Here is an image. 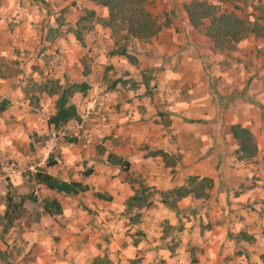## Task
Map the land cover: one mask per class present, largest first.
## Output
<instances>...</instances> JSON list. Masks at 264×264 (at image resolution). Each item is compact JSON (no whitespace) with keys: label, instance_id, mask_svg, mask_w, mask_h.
<instances>
[{"label":"crops","instance_id":"obj_1","mask_svg":"<svg viewBox=\"0 0 264 264\" xmlns=\"http://www.w3.org/2000/svg\"><path fill=\"white\" fill-rule=\"evenodd\" d=\"M147 1L151 13L158 19L166 16L169 23L161 26L151 44L142 47L144 53H135V65L127 59L106 57L108 70L126 76L116 77L115 88L105 92L95 83L90 96L93 100L82 110L93 102L102 106L88 119L83 136L76 142L57 139L60 154L52 157L57 164L46 168L49 174L67 182H82L90 190L67 196L43 185L34 186L25 180L22 170L4 168L17 194L27 196L32 188L41 216L21 233L15 234L12 226L0 250L17 249L13 258L4 260L0 255V264H94L95 259H100L96 264H192L193 258L195 264H264V159L259 154L252 162L240 161L237 142L230 133H223L225 125L236 123L252 133L264 127V103L259 109L248 102L245 109L236 100L231 102L235 107H228L231 98L242 95L263 100L264 86L258 89L256 78L241 94L239 72L229 75L220 67L213 72L218 64L207 65L216 55H203L212 45L188 21L184 7L192 0ZM200 1L216 6L220 13L242 16L253 10L259 14L252 7L259 0ZM74 2L96 12L100 8L89 0ZM44 19V8L33 0H0V102H10L0 115V162L17 160L23 170L31 172L45 168L48 159L32 165L31 156L18 151L19 143L12 145L11 133L2 132L16 127L25 129L27 135L33 127L38 130L43 126L38 114L32 120L27 113L31 101L27 78L35 82L41 76H63L74 82L87 77L94 80L92 75H80L81 49L75 35H63L64 27L58 25L44 27ZM261 44L263 38L241 42L237 54L255 61V46ZM201 48L205 51L200 52ZM56 53L61 54L52 56ZM152 70L158 87L151 99L140 102L135 96L138 92L122 88V83L132 80L142 82L143 74ZM252 74L256 73H248V80ZM236 91L239 93L232 94ZM77 99L79 104L88 101L82 93ZM75 105L81 115V105ZM74 124L72 121L67 126ZM25 142L31 144L28 136ZM8 143L7 149L4 146ZM100 148L128 160L131 170L123 172L109 165ZM87 169L93 173L83 178ZM193 176L213 180L208 197L183 198L177 210L161 203V193L186 186ZM142 186L150 189L146 195L156 192L155 196L142 209L129 208L128 200ZM98 192L111 201L97 198ZM46 198L57 199L62 214H45L41 202ZM4 203L0 204L1 216L6 210ZM35 204L26 201L25 208L32 210Z\"/></svg>","mask_w":264,"mask_h":264},{"label":"rangeland","instance_id":"obj_2","mask_svg":"<svg viewBox=\"0 0 264 264\" xmlns=\"http://www.w3.org/2000/svg\"><path fill=\"white\" fill-rule=\"evenodd\" d=\"M48 3L47 7H44V14H45V19L43 21V26L44 27H50L51 29H54L52 25H58L59 27H64L63 30V35L67 36L69 33H73V30L76 25H78L77 30L80 32V36L82 38V43L77 41V44L79 46L80 50V63L82 65V71L80 72V75L84 76H94V80L90 81L88 80H80V83H86L89 85V89L86 92L85 99L88 98V101L79 104L77 101V97H79V94L81 93H76L72 97V102L77 104L78 106L81 105V113L83 112L82 106L86 103L93 100V97H90L92 94V89H94L95 83H99V86L103 88V92L114 89L116 86V81H118L119 75H122L123 77L126 76L125 74H119L117 72L112 73V71L108 70L109 64L106 63L105 59L106 57H115V58H123L127 59L128 62L131 64H136L137 63V58L135 56V53L140 52L144 53V45L151 44L155 38H153L151 41L148 42H140L135 39H131L127 43V49L129 51V56H112L111 53L115 50H120L123 48L125 44L123 42H120L117 46L115 45V39L110 33V31L103 29L94 19L91 18H85L83 10L85 9L82 4L76 3L75 6H71L72 1L74 0H69L66 2L62 1H56L53 2L52 0H45ZM243 1V0H240ZM40 5V4H39ZM244 5H248L247 3ZM81 7V9L79 8ZM239 8L242 7V5H238ZM252 7L257 10L259 14H254L253 10H250V12H247L243 14L241 17L251 26L255 25L256 32L255 34L251 35L248 39L242 41L245 43L247 40L252 39V38H263L264 39V0H259L258 5H252ZM103 15H106L108 17V12L106 9L100 7L97 16L103 17ZM105 17V18H107ZM160 25L162 26L163 24L169 23V19L166 16H163L162 19H159ZM208 23V22H207ZM205 29L206 25L202 26L198 33L200 34H205ZM210 51L207 50L206 52L203 48H201L200 52H203V55L205 54L210 55L211 53L215 54L216 56L213 59H209L207 62V65H214L217 63L213 68L214 70L218 69L220 67L221 71L227 74H234L236 72H239L241 78L239 80H242V83L239 87V92L241 94H245V89L249 85H254L253 81L258 78L259 83H256L255 85L259 89L260 86H264V45H258L256 47V59L255 61H248L246 58H240L237 53H239V48L238 46L241 45L240 43L237 44H225L223 45V49H218L215 47L213 44ZM245 51V50H243ZM241 51V52H243ZM59 54L61 53H56L52 56L58 57ZM146 54V52H145ZM144 54V55H145ZM202 55V54H201ZM200 55V59H201ZM146 56V55H145ZM148 56V55H147ZM48 57V56H47ZM104 59V60H103ZM135 59V60H133ZM238 60V61H236ZM105 61V62H104ZM204 66V65H203ZM102 67V68H99ZM206 66L203 67V69ZM236 67V68H234ZM21 71V70H19ZM250 72H255L256 74H252V78L248 80L249 78L247 77L248 73ZM12 73V72H11ZM153 70L150 72L148 71L146 74H143L142 77V82L140 83V86H138V82H134L132 80V83H127L124 84L122 83V88L124 89H131L139 94L136 95V98H139L140 102H143L145 98H150L154 95L156 89H157V83L153 82ZM41 76V72H40ZM63 76L59 77V79L52 78V79H44L42 76L39 81L35 82L34 78H27L30 80L29 82L25 83L26 85V90H27V95L31 98L30 101V108L28 109L27 113L31 115L32 120L36 119L35 115L40 116V124L41 126L38 130L36 128H32L33 131L27 133V135L24 134L25 129H16V127H13V130L9 131H4L2 132H7L8 134L11 133V139L12 145L15 146V142H18V151L22 152L24 155L31 156L32 165H35V163L41 162L43 158L53 159L60 154V150L56 147L52 152L46 156L44 154V150L47 147L50 132L51 129H55L54 127H47V119L50 114L55 112V105L56 101L58 99L57 94H50L52 91L59 92L62 90L64 87V81L65 79H68L67 77L62 78ZM120 79V78H119ZM70 80V78L68 79ZM89 82V83H88ZM238 91L233 92L232 94H237L239 93ZM229 97H232V95H229ZM250 98V97H249ZM247 99L245 96L241 97H236L235 99L231 98L228 101V107H235V104L231 102H234L236 100L241 101L243 103V107L246 109L245 105H249L248 102L252 105L258 106V108H261V103H264V99L260 100L257 97H254L252 99ZM133 99V98H132ZM130 99L129 101H131ZM151 99V98H150ZM260 116V112H259ZM13 120V119H12ZM17 123V122H16ZM237 124V123H236ZM25 126V125H24ZM232 126V125H231ZM231 126H226L225 129L223 130L225 134H231ZM224 127V125H223ZM26 129L28 127H25ZM248 129V128H246ZM256 133H252L255 139V142L258 146V156L261 154L262 158L264 159V127L259 126ZM249 130V129H248ZM27 132V131H25ZM59 136V142H68L70 143L73 140H77V138L74 136V132L69 129V126H65L59 130H56ZM27 136L31 140V144L27 145L25 141H27ZM81 136H83V133H81ZM22 137V140L20 139ZM24 140V141H23ZM10 143H8L6 147L7 149L10 148ZM5 151V150H4ZM3 151V152H4ZM9 153V152H7ZM257 158V157H256ZM47 160V161H48ZM13 166L16 170H22L24 171L23 174L25 175L26 173H29V170L25 169L23 170L20 166V162L17 160H3L0 162V204H3L5 202V196L7 193V187L9 182H7V178H11L7 176L6 172L4 171V168ZM38 169V168H37ZM36 170V169H34ZM35 172V171H34ZM27 181V180H26ZM29 182V181H28ZM3 193H5L3 195ZM12 193L16 194L17 197L22 196L19 195L15 192V189L12 188ZM35 192L32 190V188L29 190L28 195H35ZM154 192L151 194V197L155 196ZM5 204V203H4ZM35 204V203H34ZM6 207V204H5ZM38 205L35 204L34 208L32 210H27L20 219L21 222H15L14 227H16V230L14 233H21L22 229L25 227H30L32 222L38 221L41 213L37 210ZM22 222L24 223V226H20ZM13 227H6L5 222L0 219V249L5 245V240L9 239V235L11 234ZM13 233V234H14ZM12 234V235H13ZM4 245H3V244ZM15 249H17V246L14 247V249H6L5 251L0 250V255L4 260H7L9 258H13L15 255ZM21 249L18 250L17 254H20ZM141 261V260H140Z\"/></svg>","mask_w":264,"mask_h":264},{"label":"trees","instance_id":"obj_3","mask_svg":"<svg viewBox=\"0 0 264 264\" xmlns=\"http://www.w3.org/2000/svg\"><path fill=\"white\" fill-rule=\"evenodd\" d=\"M34 2L47 7L48 3L45 0H33ZM66 2L68 0H60ZM96 6L107 10L108 17L103 18L97 16L95 10L84 9V17L91 18L96 21L103 29L110 31L115 39V45L120 42L125 44L120 50H115L111 53L112 56H129L127 43L131 39L140 42H148L157 37L161 30V25L157 16L148 9L147 0H89ZM71 6H75L72 1ZM188 21L194 29H200L202 26L208 25L205 29L207 41L213 44L218 49H223V45L237 44L251 35L255 34V25L251 26L241 16L234 12L220 13L219 9L209 3L201 2L200 0H192L189 5L184 7ZM75 26L73 34L78 42L82 43L80 32ZM135 60V59H133ZM89 89L86 83L74 82L68 79L64 81V87L59 92L55 90L50 94H57L58 99L55 105V112L50 116L48 124L59 130L72 121H79L80 115L77 106L72 102V97L76 93L85 94ZM10 106L8 100L0 102V115H2ZM231 135L237 142L239 148L236 150L238 159L244 162H252L258 156V146L255 142L252 132L244 128L241 124H233L231 126ZM76 142V139L70 143ZM100 154H106V161L109 165L119 168L123 172L131 170V163L116 155L113 152H108L104 148L99 149ZM164 157L167 154L160 152ZM56 161L49 159L45 168H38L34 173V181L38 185H43L46 188L64 193L67 196H77L90 190L88 185H84L78 181H64L56 176L49 174L46 168L53 167ZM93 173L92 169H87L82 173L83 178L89 177ZM5 196L6 210L0 219L5 222V226L10 228L14 223L22 218L26 212L25 202L33 201L37 203L35 195L19 196L12 193L13 185L10 179ZM213 187V180L210 178H200L193 176L188 179L187 185L178 189H174L167 193L160 194L161 203L170 210L178 209V202L183 198L192 196L195 199H204L208 197L210 190ZM150 189L142 186L141 189L135 191V195L131 197L127 205L129 208L142 209L147 206L148 199L151 193L146 195ZM95 196L105 201H111V197L103 193H95ZM41 208L45 214L51 217L62 214L61 204L57 199L46 198L41 202ZM87 211L89 209L86 208ZM100 262V259H95L94 264ZM197 260L192 259V264Z\"/></svg>","mask_w":264,"mask_h":264},{"label":"built area","instance_id":"obj_4","mask_svg":"<svg viewBox=\"0 0 264 264\" xmlns=\"http://www.w3.org/2000/svg\"><path fill=\"white\" fill-rule=\"evenodd\" d=\"M102 104L98 105L97 103L93 102L92 105H89L87 108H85L83 110V113L80 115V120L79 121H75L76 124H74V126H69V129L72 130L74 132V136L78 139L81 136V133L85 130V126L88 122V119L91 118L92 115H95V113H97L98 108L101 107ZM80 131V133L78 132V129ZM50 138L47 144V147L45 148V155L48 156L52 150H54L56 148V142L58 141L57 139L59 138L58 133L56 132L55 129H52L50 132ZM12 170H16L13 166ZM34 173L35 172H31L29 171V173H26L24 175L25 180L33 183L34 186H37V184L34 181Z\"/></svg>","mask_w":264,"mask_h":264}]
</instances>
